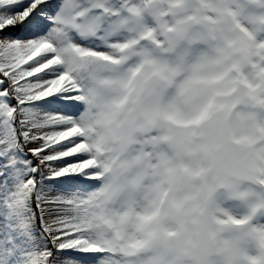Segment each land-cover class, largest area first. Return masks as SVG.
I'll list each match as a JSON object with an SVG mask.
<instances>
[{
    "label": "snow or ice",
    "instance_id": "obj_1",
    "mask_svg": "<svg viewBox=\"0 0 264 264\" xmlns=\"http://www.w3.org/2000/svg\"><path fill=\"white\" fill-rule=\"evenodd\" d=\"M264 264V0H0V264Z\"/></svg>",
    "mask_w": 264,
    "mask_h": 264
},
{
    "label": "clouds",
    "instance_id": "obj_2",
    "mask_svg": "<svg viewBox=\"0 0 264 264\" xmlns=\"http://www.w3.org/2000/svg\"><path fill=\"white\" fill-rule=\"evenodd\" d=\"M216 264H221L220 259L217 258Z\"/></svg>",
    "mask_w": 264,
    "mask_h": 264
}]
</instances>
